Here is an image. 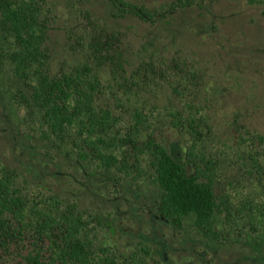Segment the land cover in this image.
<instances>
[{"label": "rangeland", "instance_id": "rangeland-1", "mask_svg": "<svg viewBox=\"0 0 264 264\" xmlns=\"http://www.w3.org/2000/svg\"><path fill=\"white\" fill-rule=\"evenodd\" d=\"M154 17L115 10L110 0H46L53 72L88 65L104 85L100 104L120 117L127 139L132 110H144L143 138L183 158L192 144L219 160L215 191L231 214L204 236L193 219L176 227L157 213L158 189L147 155L126 147L132 174L80 159L72 143L29 115L9 59L0 60V161L26 192L56 194L99 216L96 247L133 264H264V4L247 0H127ZM8 44L0 33V56ZM179 111V112H178ZM182 114L179 119L178 114ZM30 241L0 249V264H27ZM48 254V252H47ZM136 255L137 260L132 259ZM142 262V263H141Z\"/></svg>", "mask_w": 264, "mask_h": 264}, {"label": "trees", "instance_id": "trees-1", "mask_svg": "<svg viewBox=\"0 0 264 264\" xmlns=\"http://www.w3.org/2000/svg\"><path fill=\"white\" fill-rule=\"evenodd\" d=\"M45 1L0 0V33L8 44L7 54L0 60L4 57L11 62L15 78L22 83L21 95L29 115L39 116L63 141L68 140L69 132L73 134L72 143L80 159L90 160L109 173L130 175L131 168L139 171V160L132 167L126 160L128 145L137 151V158L147 155L158 189V215L176 227L193 219L204 236H216L221 215L232 212L226 198L215 191L219 160L198 147L202 132L197 119L188 118L194 140L183 158L172 155L157 139L142 137L148 119L138 107L131 111V133L127 139L118 137L120 117L100 104L104 85L91 67L53 72ZM247 1L264 4V0ZM110 2L124 15L154 17L149 9L127 0ZM257 138L264 143V135ZM93 221L103 223L101 217L87 215L76 202L62 201L56 194L31 196L24 190L19 173L0 161V249L30 241L33 247L24 256L27 264H133L108 246L96 247Z\"/></svg>", "mask_w": 264, "mask_h": 264}]
</instances>
